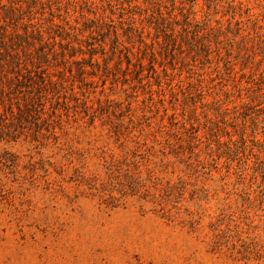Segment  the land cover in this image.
<instances>
[{
	"label": "trees",
	"instance_id": "trees-1",
	"mask_svg": "<svg viewBox=\"0 0 264 264\" xmlns=\"http://www.w3.org/2000/svg\"><path fill=\"white\" fill-rule=\"evenodd\" d=\"M51 60L117 91L88 113L91 130L105 117L103 203L177 224L190 194L215 252L264 259L244 221L264 204V0H0V114L45 122L70 87Z\"/></svg>",
	"mask_w": 264,
	"mask_h": 264
},
{
	"label": "rangeland",
	"instance_id": "rangeland-1",
	"mask_svg": "<svg viewBox=\"0 0 264 264\" xmlns=\"http://www.w3.org/2000/svg\"><path fill=\"white\" fill-rule=\"evenodd\" d=\"M57 64L51 60L49 74L57 79L65 72L70 87L46 104L45 122L35 125L29 114L13 117L8 108L0 114V264H264L256 255L235 262L215 252L213 208L189 206L190 194L177 224L149 207L139 209L130 197L116 205L106 197L103 203L95 192L102 182L94 177L104 170L97 145L105 142V117L91 130L88 113L98 112L100 101L117 91L111 77L84 83L76 64ZM259 208L264 204L247 211L244 221L246 230L255 228L250 235L258 237L264 254Z\"/></svg>",
	"mask_w": 264,
	"mask_h": 264
}]
</instances>
